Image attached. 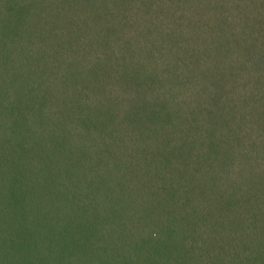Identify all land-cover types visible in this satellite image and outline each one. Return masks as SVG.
Listing matches in <instances>:
<instances>
[{"label":"trees","instance_id":"1","mask_svg":"<svg viewBox=\"0 0 264 264\" xmlns=\"http://www.w3.org/2000/svg\"><path fill=\"white\" fill-rule=\"evenodd\" d=\"M0 264H264V0H0Z\"/></svg>","mask_w":264,"mask_h":264}]
</instances>
